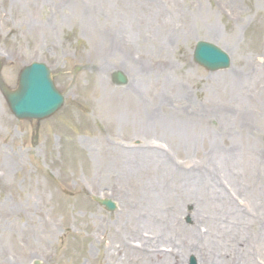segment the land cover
<instances>
[{"label": "rangeland", "instance_id": "rangeland-1", "mask_svg": "<svg viewBox=\"0 0 264 264\" xmlns=\"http://www.w3.org/2000/svg\"><path fill=\"white\" fill-rule=\"evenodd\" d=\"M198 40L231 66L196 64ZM0 59L11 88L45 62L64 97L17 120L0 93V264H135L121 235L177 264H264V0H0Z\"/></svg>", "mask_w": 264, "mask_h": 264}, {"label": "water", "instance_id": "water-1", "mask_svg": "<svg viewBox=\"0 0 264 264\" xmlns=\"http://www.w3.org/2000/svg\"><path fill=\"white\" fill-rule=\"evenodd\" d=\"M193 57L209 70L226 68L230 63L225 52L204 41L196 43ZM113 80L118 84L126 83V78L121 72L114 73ZM1 89L11 111L19 119L44 118L53 113L63 101L62 96L53 87L48 69L41 63H32L22 70L15 91H9L4 86H1ZM100 203L109 210L115 208L110 200H102ZM190 264H195L193 259Z\"/></svg>", "mask_w": 264, "mask_h": 264}, {"label": "bare ground", "instance_id": "bare-ground-1", "mask_svg": "<svg viewBox=\"0 0 264 264\" xmlns=\"http://www.w3.org/2000/svg\"><path fill=\"white\" fill-rule=\"evenodd\" d=\"M207 20L208 23H212L210 21V19L206 16L205 18ZM206 24V23H204ZM207 25V24H206ZM207 29L206 32L208 33H216V26L215 24H210L207 25ZM248 75H253V72H248ZM230 86H240L242 84H244V82L241 81H235V78L233 77L232 80L230 79L229 81ZM161 128V127H160ZM178 135L183 137V140H189L192 138V135L190 137V135H188L187 132L183 131V130H179ZM116 146L110 147V149L116 153V152H120L118 145L115 144ZM188 179L194 178V176H187ZM202 178V176L200 177ZM263 184V183H262ZM264 185V184H263ZM208 197H212V196H217L218 193L214 192V191H209L206 193ZM158 219V215L157 214H148V218L147 219H143L142 215H136L135 216V226L136 223H147V224H152L155 225ZM137 225V226H138ZM115 233V231H113ZM126 236L121 235V242L118 245H115L113 247L114 252H121V255L123 254V261L124 262H129L132 260V262H135V264H177L176 263V259L177 258V251H174L173 253L171 252V249H165L162 247V245H160V243L158 242L159 240H154L151 243L147 244L145 242V240H142L140 238L135 239V241H137V244H135V247H132L129 243V240L126 241ZM162 238V237H159ZM131 251H135V255L133 257L127 258L126 255L127 253L131 252ZM120 255V257H121ZM179 258V256H178ZM245 259V262H244ZM229 264H254L253 262L250 261V259L247 258H242L240 256L237 257H230L228 259ZM212 263V262H211ZM259 264H261L260 262H258ZM113 264H115V262L113 261Z\"/></svg>", "mask_w": 264, "mask_h": 264}]
</instances>
